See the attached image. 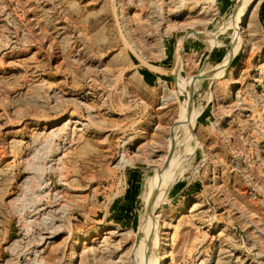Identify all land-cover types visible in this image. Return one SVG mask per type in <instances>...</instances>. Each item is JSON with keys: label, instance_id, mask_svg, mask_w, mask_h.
Listing matches in <instances>:
<instances>
[{"label": "rangeland", "instance_id": "374dc122", "mask_svg": "<svg viewBox=\"0 0 264 264\" xmlns=\"http://www.w3.org/2000/svg\"><path fill=\"white\" fill-rule=\"evenodd\" d=\"M245 2L0 0V264H264Z\"/></svg>", "mask_w": 264, "mask_h": 264}, {"label": "bare ground", "instance_id": "6f19581e", "mask_svg": "<svg viewBox=\"0 0 264 264\" xmlns=\"http://www.w3.org/2000/svg\"><path fill=\"white\" fill-rule=\"evenodd\" d=\"M251 0H246V2L243 4V6L241 7V9H240V7H239V12H237V13H235V14H237V15H234V16H236L235 17V21H234V24H235V26H236V28H238L237 27V25L238 24H240L241 23V21H242V19H243V15L245 14V12L247 11V8H248V3L250 2ZM242 5V4H241ZM233 16V17H234ZM232 17V18H233ZM232 20V19H231ZM233 23V22H232ZM234 24H233V26H234ZM234 26V27H235ZM240 28V27H239ZM235 29V28H234ZM195 32V31H194ZM237 32V31H236ZM216 34V33H215ZM237 34H238V32H237ZM236 34V36H238ZM239 38V37H238ZM213 41V40H212ZM183 85V84H182ZM183 90V89H182ZM188 102H189V100H188ZM187 102V103H188ZM184 106H182V108H183ZM186 108V107H185ZM185 108H184V110H185ZM183 110V109H182ZM183 112V111H182ZM195 112V111H194ZM194 112L192 111V109H191V107H189V105H188V109H186L185 111H184V113H182V117L184 118V121L186 122V124L187 125H189L190 127H192V125H193V119H194ZM196 116V115H195ZM181 117V118H182ZM179 120V119H178ZM90 122V121H89ZM188 128V127H187ZM192 129V128H191ZM190 132V131H189ZM192 135V134H191ZM188 137V136H187ZM172 148V147H171ZM187 157V156H186ZM176 161V160H175ZM180 161V160H179ZM176 163V162H175ZM174 163V164H175ZM181 167V166H180ZM172 168V167H171ZM173 171H175V170H173ZM177 172V171H176ZM174 173V172H173ZM172 173V174H173ZM175 174V173H174ZM177 174V173H176ZM173 175H171V171H167L166 173H164L162 176H156V178H155V180H154V185H152V187H154L153 189L154 190H156V196L158 197V195H159V197L161 196L160 194L162 193V187L160 186L161 185V183L160 182H162L164 179H167V178H169V179H171V178H173L172 177ZM154 179V178H153ZM160 186V187H159ZM152 189V190H153ZM155 195V194H154ZM148 199V198H147ZM161 199H163V198H161ZM158 200V199H157ZM156 201V200H155ZM154 201V202H155ZM157 202V201H156ZM157 204H158V202H157ZM156 205V204H155ZM153 209V208H152ZM52 219V218H51ZM82 243V242H81ZM80 243V244H81ZM74 244V248H73V250H72V253H71V255H72V257H74L75 258V250L77 249V247H78V245H79V240L76 242V243H73ZM83 244V243H82ZM144 244V243H143ZM106 245V244H105ZM73 247V246H72Z\"/></svg>", "mask_w": 264, "mask_h": 264}]
</instances>
